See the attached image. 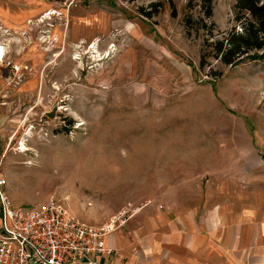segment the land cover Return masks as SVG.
I'll list each match as a JSON object with an SVG mask.
<instances>
[{
    "label": "rangeland",
    "instance_id": "374dc122",
    "mask_svg": "<svg viewBox=\"0 0 264 264\" xmlns=\"http://www.w3.org/2000/svg\"><path fill=\"white\" fill-rule=\"evenodd\" d=\"M211 4L213 38L238 29L235 0ZM0 8L9 28L0 30L7 50L0 58V178L13 208L55 200L99 227L121 211L182 202L209 188L264 210V48L231 66L209 58L199 69L207 37L200 0H0ZM99 13L116 23L96 36L94 49L71 40V25ZM119 20L152 37L153 56L140 53L146 59L137 77L117 59L132 43ZM146 62L165 73H154L161 96L153 105L131 98Z\"/></svg>",
    "mask_w": 264,
    "mask_h": 264
},
{
    "label": "crops",
    "instance_id": "0c3cea01",
    "mask_svg": "<svg viewBox=\"0 0 264 264\" xmlns=\"http://www.w3.org/2000/svg\"><path fill=\"white\" fill-rule=\"evenodd\" d=\"M4 2L18 5V0ZM0 16H3L1 12ZM113 21L108 14L99 13L86 18V24L82 23V26L76 25L74 29L71 25L68 33L71 40L80 37L94 46L96 36L109 32L107 25ZM118 25L128 29L132 43L119 50L117 59L123 60L125 74L137 77L139 60L146 59L140 53L146 54L148 50V57L153 56L148 44V41L152 43V37L146 28L141 30L135 23L119 20ZM0 30L9 31V28L0 21ZM0 48L4 54L7 52L1 43ZM170 64L174 72L172 70L168 76L173 80L177 67ZM145 65L148 63L142 67L141 83H134L141 88L135 89L136 94L131 98L153 105L161 96L155 92L158 82L153 78L154 73L160 70L162 75L165 73L154 63ZM168 82L171 81L168 79ZM2 120L5 124L3 112L0 123ZM208 190L182 202L160 206L146 204L136 210L122 227L105 237V245L114 251V256L102 259L98 264H264V210L250 209L246 197L244 201L242 198L233 200L229 190L219 196Z\"/></svg>",
    "mask_w": 264,
    "mask_h": 264
},
{
    "label": "built area",
    "instance_id": "2783aa9c",
    "mask_svg": "<svg viewBox=\"0 0 264 264\" xmlns=\"http://www.w3.org/2000/svg\"><path fill=\"white\" fill-rule=\"evenodd\" d=\"M4 185L0 178V264H98L114 256L105 237L135 212L121 211L92 227L74 219L55 200L13 208Z\"/></svg>",
    "mask_w": 264,
    "mask_h": 264
},
{
    "label": "trees",
    "instance_id": "16d2710c",
    "mask_svg": "<svg viewBox=\"0 0 264 264\" xmlns=\"http://www.w3.org/2000/svg\"><path fill=\"white\" fill-rule=\"evenodd\" d=\"M211 3L212 0H200L203 17L199 19L201 22L199 29L207 37L202 40L198 60L199 69L209 66L207 63L209 58H213L222 66H231L247 58L249 53L264 48V0H235L234 20L238 22L239 27L236 30L235 28L230 29L219 38H213L214 36L206 27V23L211 17ZM145 17L148 15L145 14ZM182 25L188 35L191 29V17L189 15L184 16ZM208 75L212 76L213 79L220 76V74H214L212 71Z\"/></svg>",
    "mask_w": 264,
    "mask_h": 264
},
{
    "label": "bare ground",
    "instance_id": "6f19581e",
    "mask_svg": "<svg viewBox=\"0 0 264 264\" xmlns=\"http://www.w3.org/2000/svg\"><path fill=\"white\" fill-rule=\"evenodd\" d=\"M47 15H50V14H47ZM90 48H91V49H94V46L92 45ZM2 54H3V50L0 49V58H1ZM94 57H95V56H94ZM20 146H21L20 151L23 152V151L25 150V147H24V145H23L22 143H21Z\"/></svg>",
    "mask_w": 264,
    "mask_h": 264
},
{
    "label": "water",
    "instance_id": "95a60500",
    "mask_svg": "<svg viewBox=\"0 0 264 264\" xmlns=\"http://www.w3.org/2000/svg\"><path fill=\"white\" fill-rule=\"evenodd\" d=\"M47 117H48V118H52V117H53V112L47 114Z\"/></svg>",
    "mask_w": 264,
    "mask_h": 264
}]
</instances>
